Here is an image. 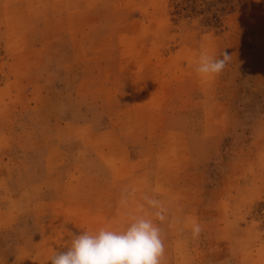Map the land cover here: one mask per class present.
Listing matches in <instances>:
<instances>
[{
  "label": "rangeland",
  "instance_id": "obj_1",
  "mask_svg": "<svg viewBox=\"0 0 264 264\" xmlns=\"http://www.w3.org/2000/svg\"><path fill=\"white\" fill-rule=\"evenodd\" d=\"M175 1L0 0V264L122 229L146 195L121 206L125 188L168 209L162 264H264V0L222 28ZM202 49L231 56L222 73L197 75ZM146 84L157 101L134 124ZM104 174L116 213L95 197Z\"/></svg>",
  "mask_w": 264,
  "mask_h": 264
},
{
  "label": "clouds",
  "instance_id": "obj_2",
  "mask_svg": "<svg viewBox=\"0 0 264 264\" xmlns=\"http://www.w3.org/2000/svg\"><path fill=\"white\" fill-rule=\"evenodd\" d=\"M220 57L202 49L194 69L197 75L213 78L222 73L231 56L222 52ZM134 194V190L122 189L119 204L127 206ZM167 212L161 199L145 195L122 229L100 227L72 234L67 250H56L49 257L50 264H162L166 245L160 225L168 219ZM201 232V225L193 221L191 237L198 239Z\"/></svg>",
  "mask_w": 264,
  "mask_h": 264
},
{
  "label": "crops",
  "instance_id": "obj_3",
  "mask_svg": "<svg viewBox=\"0 0 264 264\" xmlns=\"http://www.w3.org/2000/svg\"><path fill=\"white\" fill-rule=\"evenodd\" d=\"M136 94H137L138 97L136 98V95H134L135 97L133 99H134L135 103H139V104H137L134 107V112H136V118L134 117L133 119H134V124L135 123L139 124L138 120L141 118V115L142 116L151 115V110H152V108H154L153 107V103L155 104V102L157 101V97L155 95L156 94L155 86L154 85L151 86L149 84H146L145 88H143V90H141V91H138ZM111 127H114V125H108L107 129L111 128ZM152 127L153 126H150L148 131L152 132ZM136 129H138V131L141 133V128H136ZM145 129H148V128L146 127ZM114 134H120V132H118V128L115 130ZM138 140H140V138ZM149 140H150V137L148 138V141ZM134 141L139 142L136 139H134ZM144 142H146V141H143V142L141 141L142 144H144ZM95 149H96L95 144L91 145V147L89 149H87L88 151H90L89 153H91V156H90V165L91 166H96L97 164L101 163L102 160H103V159H101L100 155H98V153H96ZM98 149L100 151V146H98ZM101 150H102V148H101ZM101 153H102V151H101ZM96 155H98V156H96ZM99 157H100V159H99ZM143 158H144L143 155H139V156H137V160L136 161H138L140 163ZM148 167H150V165H148ZM101 179H102V186H101V189H100L99 193H97L95 195V197H100L102 199H106V204L107 205L106 206H102V208H101L102 213H107V214L116 213L117 211H119V210H116V208L119 205L115 206L116 202H117V198L116 197L118 196L119 190H117V191L116 190H111L110 186L113 187V186L117 185L116 183H120L121 181L118 182L116 177L114 176V174L113 175H108V176L104 174L101 177ZM134 192H135V194H134L133 197H141L142 194H144V195L146 194L147 195V193L149 195V190H148V192L147 191H141V190H136ZM112 206H114V207H112ZM111 220H113V218Z\"/></svg>",
  "mask_w": 264,
  "mask_h": 264
},
{
  "label": "trees",
  "instance_id": "obj_4",
  "mask_svg": "<svg viewBox=\"0 0 264 264\" xmlns=\"http://www.w3.org/2000/svg\"><path fill=\"white\" fill-rule=\"evenodd\" d=\"M246 0H176L175 12H184L187 17L203 16V21L209 26L222 28L223 16L237 10L239 4ZM243 4V3H242ZM241 8H246L241 5Z\"/></svg>",
  "mask_w": 264,
  "mask_h": 264
}]
</instances>
